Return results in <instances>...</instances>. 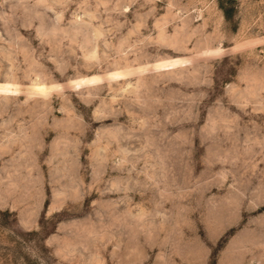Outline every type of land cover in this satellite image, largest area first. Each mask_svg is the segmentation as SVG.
<instances>
[{"label":"rangeland","instance_id":"obj_1","mask_svg":"<svg viewBox=\"0 0 264 264\" xmlns=\"http://www.w3.org/2000/svg\"><path fill=\"white\" fill-rule=\"evenodd\" d=\"M0 264H264V0H0Z\"/></svg>","mask_w":264,"mask_h":264}]
</instances>
